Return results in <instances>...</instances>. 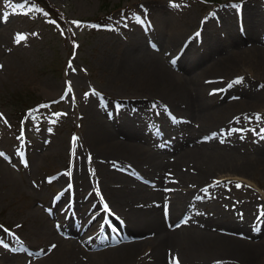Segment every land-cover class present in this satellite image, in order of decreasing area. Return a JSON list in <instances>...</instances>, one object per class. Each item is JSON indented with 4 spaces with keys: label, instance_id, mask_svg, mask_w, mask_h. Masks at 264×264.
Here are the masks:
<instances>
[{
    "label": "rangeland",
    "instance_id": "1",
    "mask_svg": "<svg viewBox=\"0 0 264 264\" xmlns=\"http://www.w3.org/2000/svg\"><path fill=\"white\" fill-rule=\"evenodd\" d=\"M49 1L61 12H66L73 22H79V26L73 22L70 25L71 31L78 38L75 46L66 32L58 26L50 25L51 19L46 10L34 0H0V114H2L0 152L5 153L4 156H0V233L3 235L2 229H9L20 236L26 245L27 243L41 245L46 241L40 237L36 228L44 223L45 218L50 217L47 210L52 209L54 199L64 193L68 181H74L72 172L77 161L75 153L80 151L86 155L88 146L83 140L87 121L84 118L87 115L86 109H90V105L96 107L98 102L101 104L107 96L112 98L133 96L132 98L137 100L148 98L145 96L147 93L138 87H127L118 91L112 86L113 82L117 81L114 79L116 74L112 71L110 61L119 59L127 48L126 39L129 34L127 27L143 18L145 27L140 42L147 47L153 38L150 30L146 32L144 30L148 29L150 24L164 20L165 25L161 22L164 27L169 23L171 30H177V24L189 27L190 24H186L185 21L193 18L195 20L188 33H193L195 29L200 31L201 28L196 27L199 23H204L205 37H211L216 43V47H211L213 49L208 51L214 53V59L217 61L226 57L228 53L248 52L254 49L255 44H258L256 48L264 50V29L260 32L261 40L257 39L258 42L253 40L247 34L245 18L249 7L261 8L264 0H222L220 4H205L201 0ZM102 3L107 4L109 16L105 22L94 24L98 27H93L84 19L104 15ZM154 9L156 11H153ZM157 11H162L163 14ZM263 17L264 15H262L264 22ZM172 22H175V27ZM18 34H23L25 39L17 42ZM184 34L183 31L177 33L178 39L181 40ZM171 49L174 50V46ZM195 59L199 63L207 61L201 56ZM186 60L187 58L183 56L180 62ZM64 62L67 65L62 72L60 68L64 67ZM247 65L236 66L234 76L231 78L202 77V82L206 85L213 83L215 88L217 86L221 90L216 104L222 102V99L232 100V95L237 93L243 99H250L249 96L253 99V102L248 100L245 102L246 106L241 107L248 111L244 110L247 112L245 116L242 118L238 116L239 121L233 123H239L253 134L256 142H247L249 146L242 148L238 156L232 158L234 162L240 163L237 164L236 171L217 174L225 179L212 180L215 186L207 192L213 195L211 200L216 195H222L223 204L250 199L259 200L264 204V173L259 164L264 160V112L261 111L264 110V107H261L264 103V66L259 68ZM176 72L186 75L183 69ZM210 87L208 86L205 94L215 96L212 93L213 88ZM39 99L41 103L27 111L24 117L20 118L17 115L21 106ZM140 101L144 102V99ZM177 110L180 114L184 113L183 105H179ZM228 115L224 118L230 119ZM183 116L190 120L192 118L193 123H198L199 128H202L197 119L192 116L190 118L187 113ZM221 125L223 124L216 126ZM205 131L204 129L203 132ZM74 137L78 138L75 144ZM218 144L213 145L211 151L224 152L221 146L225 145L220 142ZM146 153L155 157L157 163L162 160L166 165H163L164 167L157 165L163 167L157 171L146 167L147 163L135 164V170L142 171L141 173L149 177V180L157 178L164 182V170L170 167L168 164L174 155H162L161 158L158 152ZM106 158L109 162L105 166L110 164L108 168L114 170L113 159L118 158V155L108 152ZM96 161L101 162V158ZM189 162L193 161L190 159L180 161L179 166L189 169L187 167ZM242 163L247 166L243 168ZM240 168L244 171L239 172ZM181 171L191 173L190 170ZM69 173V177L66 178ZM135 175L137 174L134 172L128 174L133 178ZM97 178L94 180L95 190L100 186ZM237 184L241 186L237 187ZM98 189L101 191L102 187ZM102 195L106 201L111 199L105 189L102 190ZM203 197L204 194L201 198ZM139 200L136 199V203ZM202 201L198 209L199 217L195 218L192 229H184L185 236L192 235H187L188 230H193L196 234L205 230L219 233L214 231L210 224L201 222L204 221L206 213L204 198ZM129 202L125 201V204ZM34 207L41 213L35 217L31 215ZM209 209L211 211V208ZM148 231L154 238L156 233L152 229ZM225 233L243 241H260L263 235L262 231L256 229V235L254 237L251 235V238L236 231ZM149 252L146 250L145 256ZM169 252L181 253L174 246L165 244L162 258L152 260V256H149L148 261L152 260L155 264L165 263L169 261ZM191 254L194 252L187 253L188 256H192ZM31 257L25 250L18 253L10 251L1 256L0 260L6 261L5 264H31ZM181 257L185 258L182 253Z\"/></svg>",
    "mask_w": 264,
    "mask_h": 264
},
{
    "label": "bare ground",
    "instance_id": "2",
    "mask_svg": "<svg viewBox=\"0 0 264 264\" xmlns=\"http://www.w3.org/2000/svg\"><path fill=\"white\" fill-rule=\"evenodd\" d=\"M158 13L163 14L162 11ZM262 15H264V5L256 9L249 7L245 14L247 34L257 42L261 40L260 32L264 29ZM194 20L191 18L188 22L185 21L186 24H190L189 27L185 25L182 27L177 24V30H171L169 23L165 27L158 25L156 40L159 42L156 41L154 50L141 44L142 31L136 27L130 35L127 48L122 56L110 61L112 71L116 74L114 79L117 81L113 82L112 86L118 91L127 87H138L147 93L145 96L151 102L163 100L166 103V111L176 118L174 108L178 109L179 105H183L184 113L182 114L187 113L190 118L192 116L202 124L201 130L195 129L189 122L180 126L187 130L186 138L177 140L178 147L182 150L178 155V160L168 164L176 172L174 181L178 187L173 195L172 215L188 212L192 213L194 220L198 219L199 205L202 204L200 200L204 194L206 213L204 221L201 222L210 224L211 228L214 231H219V233L205 230L196 234L193 230H188L187 235H192L190 237L185 236L183 234L185 228L168 229L163 218L160 217L158 209L142 210L133 207L132 204H125V201L143 200L148 197L150 199L154 195H162V191H154L161 184L160 179L156 178L150 182L151 189L136 178L128 176L135 169V164L147 163L146 167L157 171L162 170L166 164L162 160L157 163L155 157L146 153V146L138 143V139L141 138L139 134L142 131L141 128L133 127L131 129L132 126L127 123L116 124L112 122L113 118L119 121L122 119L117 118L123 117L127 122V120L135 117L128 107L130 102L118 101L119 106L116 108L118 113L112 112L109 108L99 109L90 105V109H86L87 115L84 117L87 121L83 140L88 148L86 146V155L79 151L81 163L73 171L75 174L74 181L68 184L66 194L68 196L73 195L76 204L81 202L89 210L94 203H96L95 206H104L105 200L101 194L102 190L105 189L114 203L109 204L111 211L117 216H123L129 220L130 233H121L118 236L108 234L93 240L91 239L92 234L89 231L85 232L87 228H83L85 222L81 219V210L77 209L80 204L79 207H75L79 218L78 226L66 218L69 207L62 209L56 205L54 210L59 214L56 218L59 219L61 216L62 220L61 222L56 221L55 226V223L47 217L44 219V223L36 228L40 237L46 241H43L41 245L31 244L29 246L33 256L31 264H155L152 263V260L162 258L165 244L177 248L185 258L181 257V253L169 252V261H167L165 254L167 262L161 264H170L173 257L178 258L180 264H264V204L255 199L223 204L221 202L224 199L222 195H216L211 200L213 195L207 193V190L211 189L210 180L220 176L217 174L236 171L237 164L240 163L234 162L232 158L238 156L241 145L238 142L233 145L228 143V146H221L224 150L222 153L211 151L214 148L212 147L213 144L202 143L191 148L181 146L183 141H191L194 136L199 134L198 132L204 131V129L213 130L216 125L225 124L233 117L245 116L248 111L244 109L247 111L245 112L241 107L246 106L245 102L248 100L253 102L251 96L248 97L250 99H243L237 93L231 102L224 101L220 102V105L216 104L219 99L218 96L205 94L208 86L215 88V84L206 85L202 82V77L205 79L208 77L231 78L234 76L235 67L241 64L250 63L247 65L250 67L251 65L264 66V50L256 48L255 46L258 44H255L254 49L248 50V52L230 54L226 52L228 53L226 57L218 61L212 60L207 65L196 63L189 58L182 64V69L186 75L178 73L169 66L168 62L173 57L174 50L180 42L177 33L181 31L185 33L181 40L190 36L188 32ZM172 25L175 27V22H172ZM211 39V37L206 38L205 36L191 37L188 45L193 49L191 51L192 56L204 54L210 60L213 59V53L210 54L205 51L209 46L215 45ZM173 46L174 50L171 49ZM132 97L128 98L135 99ZM255 104L256 102L252 105L255 106ZM261 107H264V103ZM261 111L264 112V110ZM226 113L229 114L230 119H225ZM188 121L191 122L193 119H188ZM161 128L162 131H167L166 124L161 125ZM177 128L178 126H175L172 129ZM217 130L224 137H229L225 127L218 126ZM108 152L118 155V158L112 160L115 165L114 170L108 168L111 166L110 164L105 166L109 162L106 158ZM99 158L103 164L96 161ZM188 159L193 161L188 163V165L192 163L190 168L192 173L181 171L182 168L179 166L180 161ZM242 164L243 168L247 166ZM259 164L264 173V160ZM114 165L112 164V166ZM157 165L164 166L158 167ZM91 167H94V177L90 175L92 173ZM242 171L244 170L240 168L239 172ZM95 177H98L100 185L97 186L96 190L93 188L95 187ZM99 187H102L101 191L98 189ZM92 188L93 191H91ZM194 200H196L195 203ZM208 207L211 208L212 212ZM40 214V210L36 207L31 211L33 217ZM189 228L192 229L193 226ZM148 229L156 232L154 238ZM255 229L263 233L260 241H243L225 233L236 231L251 238V235L252 237L256 235ZM0 241H2V237H0ZM16 245L17 248L25 249L26 247L25 245L23 247L18 239ZM53 245L55 247H52ZM146 250L151 251V253L145 256ZM188 252H194V254L188 256ZM141 254L143 255L140 257ZM149 256H152L151 262L148 261ZM5 262L0 260V264H5Z\"/></svg>",
    "mask_w": 264,
    "mask_h": 264
},
{
    "label": "snow or ice",
    "instance_id": "3",
    "mask_svg": "<svg viewBox=\"0 0 264 264\" xmlns=\"http://www.w3.org/2000/svg\"><path fill=\"white\" fill-rule=\"evenodd\" d=\"M53 23H55V21H53ZM73 23H76V24L79 26V22H73ZM93 27H98V26L93 25ZM23 39H25V37H24L23 34H18L17 37H16L17 42H19V41H21V40H23ZM240 79H242V78H240ZM236 82L238 83L239 80H237ZM68 91H69V92L71 91V87H70V86H69V88H68ZM0 117H2V114H0ZM259 118H260V117H257V119H259ZM76 139H78V138H76V137L73 138V143H74V144H75ZM0 156H4V153L0 152ZM89 159H91V157H89ZM69 175H70V173H69ZM236 186H237V187H240L241 185L237 184ZM104 208H105V209H108V205L105 204V205H104ZM52 247H55V245H53ZM170 264H180L179 259L176 258V257H173V258L170 260Z\"/></svg>",
    "mask_w": 264,
    "mask_h": 264
}]
</instances>
